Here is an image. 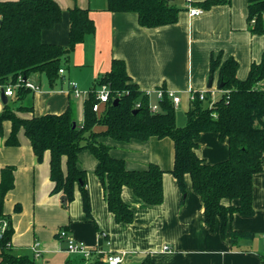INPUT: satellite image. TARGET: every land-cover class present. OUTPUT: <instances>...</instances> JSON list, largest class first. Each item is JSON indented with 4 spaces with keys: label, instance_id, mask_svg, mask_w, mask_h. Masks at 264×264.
Segmentation results:
<instances>
[{
    "label": "crops",
    "instance_id": "crops-1",
    "mask_svg": "<svg viewBox=\"0 0 264 264\" xmlns=\"http://www.w3.org/2000/svg\"><path fill=\"white\" fill-rule=\"evenodd\" d=\"M55 1L62 10L61 22L42 31L43 43L67 46L68 10L74 6L90 11L95 32L75 47L53 86L43 75L33 74L26 79L37 86L39 92L31 91L24 100L13 105L20 119L59 115L72 103L81 123L83 101L94 80L110 70L113 59H120L140 91L161 88L180 97L174 109L176 123L181 126L189 107V89L194 92L211 89L216 92L214 100L220 96L217 74L209 75L212 54L221 53L223 59L233 58L238 64L237 78L244 80L251 64L258 63L264 52V33L256 35L250 31L246 0H222V4L208 10L198 5L206 0H164L180 9L177 22L152 29L139 26L134 13L104 11L106 0ZM191 8L201 9L203 13L189 16ZM209 81L210 88L207 87ZM70 82L77 84L80 97H73ZM1 91L0 88V112L6 103L14 101L10 97L4 104ZM149 102H157L155 94H150ZM19 106L31 110L17 111ZM2 127L0 177L2 168L14 169V186L5 196L3 211L11 218L10 244L15 254L32 257L30 247L38 241L41 256L35 259L36 263L41 260L43 264H64L73 260L76 256L67 254L65 242L57 237L58 230L64 229L76 242L100 251V256L92 258L88 264H107L105 257L118 253L125 254L120 264H261L264 261L261 258L264 250L263 171L253 176L254 215H235L231 222L234 230L249 232L254 237L232 248L228 237H221L218 223L214 232L206 227L203 204L192 190L189 176L185 177V194L180 192L170 173L174 146L169 138L128 142L101 138L100 141L110 147V155L123 160L128 170H144L149 164H156L164 171L163 202L158 206L146 205L124 187L121 198L132 208L134 218L130 224L117 223L107 208L103 188L95 175L96 160L88 151H82L78 155L79 167L86 172L91 216L97 231L83 212L78 186L68 208L61 204L62 195L53 193L54 184L49 177L50 153L46 151L41 162H37L22 128L17 133L18 145L9 146L5 142L11 133V123L5 121ZM102 130V127L95 128V131ZM196 154L208 164L218 163L228 158V144L219 141L215 133H203ZM61 167L65 172V157ZM16 206L20 208L18 211H15ZM164 246L169 251H163Z\"/></svg>",
    "mask_w": 264,
    "mask_h": 264
},
{
    "label": "trees",
    "instance_id": "trees-1",
    "mask_svg": "<svg viewBox=\"0 0 264 264\" xmlns=\"http://www.w3.org/2000/svg\"><path fill=\"white\" fill-rule=\"evenodd\" d=\"M246 1L250 31L261 35L264 33V0ZM222 3V0H206L198 5L208 10ZM104 11L134 13L139 26L152 29L175 24L180 9L164 0H106ZM89 12L77 6L68 10V44L59 46L41 41L42 31L61 22L62 10L55 0H0V87L12 86L18 78L28 79L33 74L43 75L53 86L75 47L95 32ZM237 68L233 58L223 59L221 53L212 54L209 75L217 74V89L223 93L213 101L209 95L205 101L196 96L189 102L184 126H178L172 102L164 97L158 102L159 110L152 112L149 98L132 82L125 63L113 59L110 70L95 79L87 93L80 124L76 122L72 103L59 115L20 119L13 105L24 100L31 91L19 87L14 90V101L6 103L0 112V135L3 122L9 121L11 133L6 145H18L17 133L22 128L37 162H41L48 151L53 193L64 196V207L68 208L78 186L83 212L94 223L86 172L79 167L78 160L79 153L88 151L96 160L95 175L103 188L107 208L119 224H130L134 218L132 208L121 198L122 189L129 188L146 205L158 206L163 202L164 171L156 164H149L144 170H128L123 160L110 155V147L100 139L128 142L169 138L174 146L170 173L180 192L185 194V177L189 176L192 190L202 201L206 227L214 232L218 223L221 237H228L231 247L238 248L254 235L234 230L231 222L235 215H254L252 181L255 174L262 172L264 164V93L256 87L264 80V52L258 63L251 64L244 80L237 78ZM101 86L109 88V99L103 111L97 114L92 107ZM138 103L140 106L136 108ZM16 110L30 111L31 108L19 106ZM96 127L103 130L95 131ZM203 133H215L219 141L227 142L226 160L208 164L197 156L198 140ZM63 157L65 172L61 167ZM13 170L10 166L2 168L0 177V226L6 225L0 238V264H37L33 256L15 254L10 244L13 228L3 205L5 196L14 186ZM19 209L15 207V211ZM73 258L64 264L83 263L82 258Z\"/></svg>",
    "mask_w": 264,
    "mask_h": 264
},
{
    "label": "built area",
    "instance_id": "built-area-1",
    "mask_svg": "<svg viewBox=\"0 0 264 264\" xmlns=\"http://www.w3.org/2000/svg\"><path fill=\"white\" fill-rule=\"evenodd\" d=\"M203 11L201 9H189L188 10V14L189 16H198L200 14H202ZM263 20H264V15H263ZM253 22V21H252ZM63 72V69L59 70V73L61 74ZM19 87H24L29 89L30 91L33 92H39V88L33 84H31L30 82H28L27 80H22L21 78H18V81L16 84L14 85H10L7 87H3L1 88V90L3 91V95L6 98H10L14 96V90L16 88ZM257 89L261 90L264 93V80H262L261 82H259L256 85ZM69 88L72 92V95L74 98H78L81 95V92L77 89V84L75 82H70L69 83ZM218 92L221 94L223 92L219 91ZM153 93L156 96L157 102L154 104H151L149 102V109L152 112H157L159 110V106H158V102L161 101L164 97L168 98L174 107H176L179 102H180V97L173 91H169V90H163L161 88H158L152 92H144V94L149 98L150 94ZM189 93V102L194 100V98L197 96L198 99L200 101H205L206 96L209 95L211 100H214V95L216 94L215 91H211V89L206 90V91H201V92H194L192 90H188ZM109 99V88L107 86H101L97 92H96V103L93 105L92 110L97 113L100 114L103 111L104 108V104L107 103ZM140 106V104H136L135 107L138 108ZM262 171L264 172V164L262 167ZM6 227L5 223L1 224L0 228V238H1V234L4 230V228ZM57 237L60 240H63L65 242V248L64 251L69 254V255H73L79 258H82L85 264H88L92 258L96 257V256H100V251L97 248L94 247H87L82 243H78L76 242L71 235L64 229H60L57 232ZM262 241H263V245H264V234L262 235ZM32 256L34 259H38L41 256V249H40V243L38 241H35L32 246L30 247ZM163 251H169V248L167 246H164L162 248ZM124 253H118V254H111V255H107L105 257V262L107 264H120L123 261L124 258ZM262 257L264 258V250L262 252Z\"/></svg>",
    "mask_w": 264,
    "mask_h": 264
},
{
    "label": "water",
    "instance_id": "water-1",
    "mask_svg": "<svg viewBox=\"0 0 264 264\" xmlns=\"http://www.w3.org/2000/svg\"><path fill=\"white\" fill-rule=\"evenodd\" d=\"M23 80L25 81L26 79H23ZM220 86H221V85H220ZM207 87H208V88L211 87V81H209ZM1 100H2V102H3L4 104H5L6 101H7V98L3 95V91H1ZM74 126H75V124H74ZM60 201H61V204L64 206L65 203H66L65 197L62 196V197L60 198Z\"/></svg>",
    "mask_w": 264,
    "mask_h": 264
},
{
    "label": "rangeland",
    "instance_id": "rangeland-1",
    "mask_svg": "<svg viewBox=\"0 0 264 264\" xmlns=\"http://www.w3.org/2000/svg\"><path fill=\"white\" fill-rule=\"evenodd\" d=\"M42 79H43V77H42ZM30 80L32 81L33 78H30ZM217 97H218V95H217ZM75 119H76L77 124H80V122L77 120L76 116H75ZM184 124H185V120L183 121V124L181 126H184ZM37 264H43V263L41 262V260H37Z\"/></svg>",
    "mask_w": 264,
    "mask_h": 264
}]
</instances>
